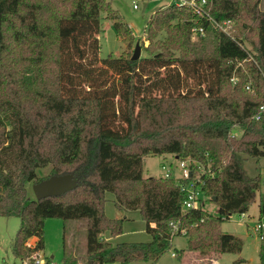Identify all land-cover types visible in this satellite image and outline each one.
Listing matches in <instances>:
<instances>
[{
    "label": "trees",
    "instance_id": "obj_1",
    "mask_svg": "<svg viewBox=\"0 0 264 264\" xmlns=\"http://www.w3.org/2000/svg\"><path fill=\"white\" fill-rule=\"evenodd\" d=\"M210 2L215 20L235 23L233 38L186 7L164 6L147 22L146 56L132 60L99 57L101 13L127 47L134 42L107 0H0V216L19 218L11 243L16 258L42 249L44 221L54 217L85 220V264L154 262L181 235L171 222L186 229V250L200 259L241 251L242 240L220 224L245 213L260 188L238 154L264 156V13L255 0ZM249 15L251 43L236 27ZM195 25L204 33L195 34ZM249 81L256 96L242 97L251 92ZM148 154L188 159L189 177L143 176ZM200 166L205 171L194 180ZM64 174L75 182L71 190L28 196L29 183ZM190 181L198 203L185 210L181 187ZM108 192L119 211L139 210L149 241L109 240L121 234L122 218L105 215ZM201 197L210 198L216 214L202 208ZM31 238L34 247L26 245Z\"/></svg>",
    "mask_w": 264,
    "mask_h": 264
},
{
    "label": "rangeland",
    "instance_id": "obj_2",
    "mask_svg": "<svg viewBox=\"0 0 264 264\" xmlns=\"http://www.w3.org/2000/svg\"><path fill=\"white\" fill-rule=\"evenodd\" d=\"M111 6L118 12L120 20L126 23L134 36V42L127 47L116 35L113 20L106 18L101 13V32L99 39V57L105 58L109 54L113 56H127L132 54L135 43L138 42L141 49V55L146 56L145 47L150 45V40L146 37L147 22L152 15L160 8L165 6L164 0H107ZM257 10L264 13V0H255ZM136 7H133V6ZM248 26V28H244ZM242 36H246L247 43L255 39V24L248 17H241L236 24ZM235 23L233 22V32L235 33ZM153 39V43L158 38H162L164 33ZM193 34L192 39H196ZM8 60V58H7ZM226 88L227 85H226ZM225 88V89H226ZM241 96L255 97L257 91H241ZM234 134L240 136L236 131ZM238 158L241 161L245 174L249 177L258 176L260 178V188L248 210L245 213L234 212L227 220L220 224V230L224 233L239 237L242 240V249L239 253H221L215 257L200 259L196 252L186 250L187 239L184 235H177L172 238L171 247L163 253L154 262H143L140 260L131 261L126 264H259V250L264 247L263 238L260 233L254 231V226L258 222H264V214L259 213V197L264 198V156L250 157L239 153ZM181 160H177L171 154H148L143 159V176L160 177L166 171H170L174 178L183 177ZM185 168H188L189 160H184ZM191 163H194L191 161ZM165 166V170L162 166ZM200 166L194 174V180H198L199 174L203 171ZM49 167L38 169L39 176H45ZM205 171V170H204ZM28 196L36 198L34 184H28ZM107 201L104 204V213L108 218H122V232L120 235L109 238L115 244L118 242H146L150 240V235L146 232V222L142 219L139 210L119 211L114 205V195L106 193ZM202 208L213 214L217 213V207L210 201V198L201 197ZM19 226V218L15 216H0V264H23V261L16 258L11 250V243ZM86 223L85 220H63L58 217L47 218L44 221L43 229V247L41 254L49 258L54 264H64L65 260L69 262L74 260L76 264H85L86 255ZM106 237L107 234L104 233ZM184 250L182 257L174 256V253ZM106 264H121L119 262H110Z\"/></svg>",
    "mask_w": 264,
    "mask_h": 264
},
{
    "label": "built area",
    "instance_id": "obj_3",
    "mask_svg": "<svg viewBox=\"0 0 264 264\" xmlns=\"http://www.w3.org/2000/svg\"><path fill=\"white\" fill-rule=\"evenodd\" d=\"M165 6H170V5H175L178 7H186L190 9L193 13V15L197 18H204L207 19L216 30H219L220 32L224 33L225 35L233 38L232 32H233V21L230 19H225L222 21L215 20L211 13H210V8H211V2L210 0H164ZM133 7H136L135 5ZM197 19L195 20V23H197ZM192 31L195 34H203L204 33V28L201 25H195L193 27ZM232 82L237 81V76L233 75L231 77ZM245 89L247 91H251V84L250 81L246 83ZM263 109V106L259 107V111ZM260 114H256L255 118H258ZM180 163V168H182L183 171V177H189L190 171L189 168H185V162L184 160L179 161ZM162 169L165 170V166H162ZM164 177L170 178L172 177L170 171H166L163 175ZM181 190L186 191L187 196L185 200L183 201V208L185 210L197 207V199L199 197V192L197 188L195 187V183L193 181H190L186 185L181 187ZM171 231L172 232H177L182 235L186 234V229L181 228L179 226L178 222H171L170 224ZM254 231L257 233H260V237L263 238V231H264V222H258L254 226ZM27 246L29 247H34L35 246V241L30 242L28 241L26 243ZM45 257L41 254V250L37 249L34 250L31 255L23 260V264H45ZM49 264H54L53 261H50Z\"/></svg>",
    "mask_w": 264,
    "mask_h": 264
},
{
    "label": "water",
    "instance_id": "obj_4",
    "mask_svg": "<svg viewBox=\"0 0 264 264\" xmlns=\"http://www.w3.org/2000/svg\"><path fill=\"white\" fill-rule=\"evenodd\" d=\"M141 47L138 42L135 43L131 56L132 60L140 57ZM75 182L67 174L51 177L47 180L34 184L36 198H44L64 193L74 188Z\"/></svg>",
    "mask_w": 264,
    "mask_h": 264
},
{
    "label": "crops",
    "instance_id": "obj_5",
    "mask_svg": "<svg viewBox=\"0 0 264 264\" xmlns=\"http://www.w3.org/2000/svg\"><path fill=\"white\" fill-rule=\"evenodd\" d=\"M29 241H30V242H34V241H35V239H34V238H31ZM174 256H175V255H174Z\"/></svg>",
    "mask_w": 264,
    "mask_h": 264
}]
</instances>
